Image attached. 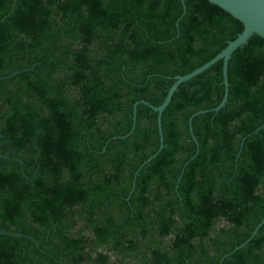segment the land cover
<instances>
[{"label":"trees","instance_id":"1","mask_svg":"<svg viewBox=\"0 0 264 264\" xmlns=\"http://www.w3.org/2000/svg\"><path fill=\"white\" fill-rule=\"evenodd\" d=\"M0 0V264H264V39L208 0ZM179 22V27H177ZM244 138L243 148L241 143ZM195 160H192L196 156Z\"/></svg>","mask_w":264,"mask_h":264},{"label":"water","instance_id":"2","mask_svg":"<svg viewBox=\"0 0 264 264\" xmlns=\"http://www.w3.org/2000/svg\"><path fill=\"white\" fill-rule=\"evenodd\" d=\"M211 3L219 6L221 9L225 10L226 12H228L229 14H231L233 17H235L236 19H238L240 22L243 23L244 25V30L243 32L237 37L236 40L229 42L228 46L222 50L217 56H215L211 61H209L208 63H206L205 65H203L200 68H197L196 70H194L193 72L185 75V76H177L175 77V82L174 84L170 87L167 97L164 100L163 104L159 107H155L153 105H151L150 103L141 100L139 102H137L134 107H133V126L132 129L130 131V133L122 138H127L129 136H131L135 129H136V123H137V109L139 105H146L148 107H150L154 113L157 114L158 116V129H159V135H160V147L159 150L153 154L151 157H149L144 164L140 167V169L136 172L135 175V180L133 182V189L132 192L135 189L136 186V179L137 176L139 175L140 171L147 166L148 164L151 163V161L153 159H155L164 149L165 145H164V136H163V128H162V118H163V114L165 112V110L167 109V107L170 105L173 96L175 95V93L178 91L179 87L186 83L191 81L192 79H194L195 77L203 74L204 72H206L207 70H209L211 67H213L215 64H217L218 62H223V85L225 87V92H224V96L222 99V102L220 103V105L218 107H216L213 110L210 111H201L198 112L197 114L193 115L190 120H189V124L191 127V132H192V138L195 142H197L196 137L193 134V129H192V122L193 119L201 114L204 113H209V112H214V113H218L220 112L222 109H224L227 104H228V99H229V78H228V67H229V63L232 59L233 54L241 49L244 48L250 41V39L254 36V35H258L260 37H262L264 39V0H208ZM182 4H183V15L182 17H184L185 13H186V5H185V0H181ZM177 27H179V22H177ZM32 69L30 70H26V71H19V72H13L12 74H10L9 76H5V77H0V82L1 81H9L12 78L16 77L17 75L23 74L24 72L27 71H32ZM264 129V124L259 127L255 133H258L259 131ZM247 138H244L242 143H241V148H243L244 146V142L246 141ZM198 154H196V156H194L192 158V160H195ZM0 160H11V161H16L18 162L21 166L22 169L24 168V163L22 162V160L20 159V157L18 158H12L9 154H2L0 152ZM264 226V219L261 221V223L256 227V229L253 231L251 237L242 245L238 246L237 248H235V250L233 252H231L230 254L226 255L224 257L228 258L230 255H232L233 253H235L236 251L245 248L250 242L251 240L258 234L259 230ZM0 236H6V237H11V238H16V239H28L31 242L34 243V245H36L37 247H39V243L30 236L24 235L21 232H12V231H7V230H3L0 228Z\"/></svg>","mask_w":264,"mask_h":264}]
</instances>
